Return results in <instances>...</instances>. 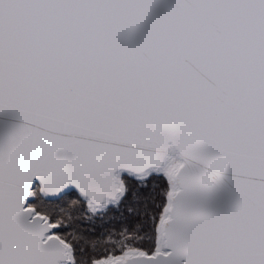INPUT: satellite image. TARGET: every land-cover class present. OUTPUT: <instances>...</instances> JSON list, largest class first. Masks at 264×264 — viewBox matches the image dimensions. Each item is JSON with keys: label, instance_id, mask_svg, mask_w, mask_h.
<instances>
[{"label": "snow or ice", "instance_id": "1", "mask_svg": "<svg viewBox=\"0 0 264 264\" xmlns=\"http://www.w3.org/2000/svg\"><path fill=\"white\" fill-rule=\"evenodd\" d=\"M0 264H264V0H0Z\"/></svg>", "mask_w": 264, "mask_h": 264}]
</instances>
